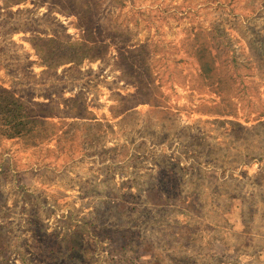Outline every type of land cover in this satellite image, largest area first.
<instances>
[{
	"label": "rangeland",
	"instance_id": "374dc122",
	"mask_svg": "<svg viewBox=\"0 0 264 264\" xmlns=\"http://www.w3.org/2000/svg\"><path fill=\"white\" fill-rule=\"evenodd\" d=\"M119 1L94 0L104 55L56 66L77 11L0 0V86L66 132L0 140V264H264V0ZM197 32L220 42L226 104L197 78ZM52 36L43 62L30 41ZM73 100L92 126H67Z\"/></svg>",
	"mask_w": 264,
	"mask_h": 264
},
{
	"label": "trees",
	"instance_id": "16d2710c",
	"mask_svg": "<svg viewBox=\"0 0 264 264\" xmlns=\"http://www.w3.org/2000/svg\"><path fill=\"white\" fill-rule=\"evenodd\" d=\"M2 6L8 8L13 5H20L26 3L27 1L33 2L37 0H1ZM39 4H51L54 9H74L77 12L72 13L78 20H80L79 27V37L72 42H65L63 45L62 52H59L56 66L74 63L77 61H82L83 59H98L104 55L105 51H99L97 45L96 30L92 27V16L94 12L96 13L98 9V4L94 3V0H76V4L72 3V0H38ZM114 3H121L119 0H110ZM73 7V8H72ZM107 31L110 32L108 29ZM119 32V31H118ZM115 34V32H114ZM124 37L120 39L121 44L126 41L125 34ZM205 35L202 32H197L194 36L184 41V44H188L191 49L189 51L190 56L196 59L199 65V73L197 78L205 83V87L210 88L214 94L220 98V103L226 104L227 98L225 96V76L219 75V68L216 66V61L220 56L218 46L220 44L217 40L215 42H207L208 39L204 38ZM216 38V36H212ZM114 40L113 45L118 48V58L119 60L129 59L131 63H134L138 58L140 52H144L141 49L127 50L124 46H118L115 42L113 35L111 36ZM190 41V42H188ZM30 45L36 51V55L45 62L47 59L53 56L49 51L57 50V43L55 37H36L32 38ZM138 58V59H136ZM136 59V60H135ZM145 59L142 61L144 63ZM44 67V66H43ZM149 75L148 70H143L138 74L139 79H146ZM149 78V77H148ZM144 84V83H143ZM146 84V83H145ZM144 91H149V87H144ZM145 97H150V93L144 94ZM132 98V97H129ZM142 101V100H141ZM140 101V103H141ZM72 105L70 110L72 111L73 117L77 120L67 126L77 128L78 126H85L84 128L92 126L90 123L80 124L79 121L85 119L86 108L83 103L78 100L71 101ZM128 110V109H126ZM125 110V111H126ZM123 111V112H125ZM229 113V112H228ZM62 114L61 112H56V115ZM227 114V113H226ZM229 115V114H227ZM63 116V115H62ZM55 117L50 104H32L27 106L22 100L17 98L9 90L0 86V140L4 139H21L26 145L30 147H38L44 143H48L51 139H58L59 141L63 138V133H58L63 127L64 117H59V124L52 122ZM92 121V118H86ZM79 120V121H78ZM65 125V124H64ZM59 126V127H58Z\"/></svg>",
	"mask_w": 264,
	"mask_h": 264
}]
</instances>
